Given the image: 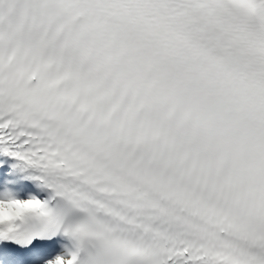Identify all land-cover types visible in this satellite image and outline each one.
I'll list each match as a JSON object with an SVG mask.
<instances>
[{
  "label": "snow or ice",
  "instance_id": "1",
  "mask_svg": "<svg viewBox=\"0 0 264 264\" xmlns=\"http://www.w3.org/2000/svg\"><path fill=\"white\" fill-rule=\"evenodd\" d=\"M0 264H264V0H0Z\"/></svg>",
  "mask_w": 264,
  "mask_h": 264
}]
</instances>
